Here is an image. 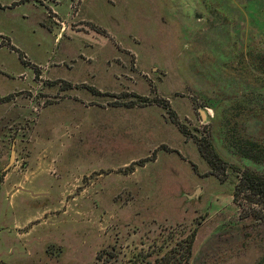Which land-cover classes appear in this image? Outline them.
I'll return each instance as SVG.
<instances>
[{
    "label": "rangeland",
    "instance_id": "374dc122",
    "mask_svg": "<svg viewBox=\"0 0 264 264\" xmlns=\"http://www.w3.org/2000/svg\"><path fill=\"white\" fill-rule=\"evenodd\" d=\"M98 1L0 0V264H264V0Z\"/></svg>",
    "mask_w": 264,
    "mask_h": 264
},
{
    "label": "trees",
    "instance_id": "16d2710c",
    "mask_svg": "<svg viewBox=\"0 0 264 264\" xmlns=\"http://www.w3.org/2000/svg\"><path fill=\"white\" fill-rule=\"evenodd\" d=\"M248 192L250 195L257 196L258 201L253 202L257 205L264 206V177L253 174L248 171H242L235 184L234 197H240L241 192ZM242 199H245L241 196ZM248 202H251L249 199ZM195 238V232L192 231L175 245L171 246L161 256L157 257L153 263L148 264H188L192 244Z\"/></svg>",
    "mask_w": 264,
    "mask_h": 264
},
{
    "label": "crops",
    "instance_id": "0c3cea01",
    "mask_svg": "<svg viewBox=\"0 0 264 264\" xmlns=\"http://www.w3.org/2000/svg\"><path fill=\"white\" fill-rule=\"evenodd\" d=\"M95 1V5H97L98 7H103V4L101 3V2H97V0H94ZM165 0H125V2H126V4H164L165 2H164ZM168 4H170L171 3V1H169V2H167ZM24 4H20V3H16L15 4V8H18V7H20V6H23ZM62 5H64V4H58L57 5V7H59V9L61 8V9H64V8H66V6L64 5L63 6V8H62ZM109 5V4H108ZM108 23H110V21L108 20ZM102 27L104 28V29H107V31H108V25L106 24V25H102ZM54 28H56V27H54ZM53 28V29H54ZM58 30H60V28L58 29ZM53 32V31H52ZM109 32V31H108ZM54 33V32H53ZM58 33H59V31H58ZM58 33H54V34H58ZM57 39V38H56ZM13 144H14V146H15V141L13 140L12 141V144H11V149H12V146H13ZM10 152H11V150H10ZM8 162H9V160H8ZM8 164V163H7ZM6 164V165H7ZM5 168V167H4ZM3 168V169H4ZM2 169V171H4ZM7 170V169H6ZM5 170V171H6Z\"/></svg>",
    "mask_w": 264,
    "mask_h": 264
},
{
    "label": "water",
    "instance_id": "95a60500",
    "mask_svg": "<svg viewBox=\"0 0 264 264\" xmlns=\"http://www.w3.org/2000/svg\"><path fill=\"white\" fill-rule=\"evenodd\" d=\"M58 29H59V27L54 28V29H53V32H54V33H58V31H59ZM14 157H15V151H14V144H13L12 149H11V152H10L9 162H8V164L5 166V168L3 169L4 171H5L7 168H9V166L12 164V162H13V160H14Z\"/></svg>",
    "mask_w": 264,
    "mask_h": 264
}]
</instances>
